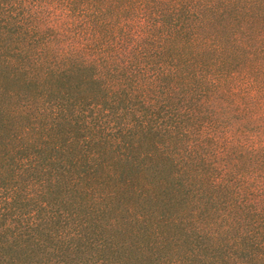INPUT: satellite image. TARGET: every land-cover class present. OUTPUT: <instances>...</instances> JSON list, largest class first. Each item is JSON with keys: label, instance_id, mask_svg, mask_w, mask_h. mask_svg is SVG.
Listing matches in <instances>:
<instances>
[{"label": "trees", "instance_id": "trees-1", "mask_svg": "<svg viewBox=\"0 0 264 264\" xmlns=\"http://www.w3.org/2000/svg\"><path fill=\"white\" fill-rule=\"evenodd\" d=\"M0 264H264V0H0Z\"/></svg>", "mask_w": 264, "mask_h": 264}]
</instances>
